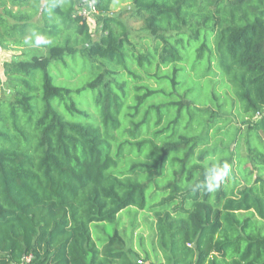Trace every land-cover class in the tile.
<instances>
[{
	"label": "trees",
	"instance_id": "16d2710c",
	"mask_svg": "<svg viewBox=\"0 0 264 264\" xmlns=\"http://www.w3.org/2000/svg\"><path fill=\"white\" fill-rule=\"evenodd\" d=\"M112 1L96 40L76 0H0V45L50 54L0 81V264H147L93 238L128 207L153 215L157 264H264V0H131L144 49ZM213 162L232 171L209 193Z\"/></svg>",
	"mask_w": 264,
	"mask_h": 264
},
{
	"label": "rangeland",
	"instance_id": "374dc122",
	"mask_svg": "<svg viewBox=\"0 0 264 264\" xmlns=\"http://www.w3.org/2000/svg\"><path fill=\"white\" fill-rule=\"evenodd\" d=\"M0 10H2L1 7ZM110 14L118 16L126 23L130 31V41L136 44L137 48L144 49L143 47L148 45L150 41L147 38L150 37L152 39V36L149 34V31L143 28L144 15L136 10L131 0H113ZM104 17L105 14H97L89 23L93 32V38L96 40L103 33ZM35 21L40 24L39 18ZM34 51L50 55L46 48L35 49L30 47L18 48L3 46L0 49V81L4 97H8L9 89L11 88L9 79L5 73L6 69L16 62L28 61ZM80 76L77 75L76 78L80 79ZM231 118L237 128L246 130L255 120H258V117L253 120L249 119L244 121L236 116H231ZM255 220L264 233V219L255 216ZM91 228L93 238L98 244L114 235L117 231L125 239L127 248L136 253L138 259L146 261L147 264H157L163 261V254L158 243L155 219L146 210L137 207H128L119 213L114 223L95 222L91 224Z\"/></svg>",
	"mask_w": 264,
	"mask_h": 264
},
{
	"label": "clouds",
	"instance_id": "9594fccd",
	"mask_svg": "<svg viewBox=\"0 0 264 264\" xmlns=\"http://www.w3.org/2000/svg\"><path fill=\"white\" fill-rule=\"evenodd\" d=\"M48 11L51 10L48 9ZM34 36V40L30 39L25 42L33 46H40L47 43L41 36L35 34ZM231 171V165L227 162L222 164L213 162L207 165L205 169V179L200 187L204 188L209 193L219 190L224 181L230 176Z\"/></svg>",
	"mask_w": 264,
	"mask_h": 264
},
{
	"label": "built area",
	"instance_id": "2783aa9c",
	"mask_svg": "<svg viewBox=\"0 0 264 264\" xmlns=\"http://www.w3.org/2000/svg\"><path fill=\"white\" fill-rule=\"evenodd\" d=\"M97 2L98 0H76L75 14L83 17L88 23H90L91 20L100 13ZM0 49H2L1 45Z\"/></svg>",
	"mask_w": 264,
	"mask_h": 264
},
{
	"label": "crops",
	"instance_id": "0c3cea01",
	"mask_svg": "<svg viewBox=\"0 0 264 264\" xmlns=\"http://www.w3.org/2000/svg\"><path fill=\"white\" fill-rule=\"evenodd\" d=\"M99 14H100V13H99ZM99 14H98V15H99ZM2 47H3V46H2Z\"/></svg>",
	"mask_w": 264,
	"mask_h": 264
},
{
	"label": "water",
	"instance_id": "95a60500",
	"mask_svg": "<svg viewBox=\"0 0 264 264\" xmlns=\"http://www.w3.org/2000/svg\"><path fill=\"white\" fill-rule=\"evenodd\" d=\"M44 2V1H43Z\"/></svg>",
	"mask_w": 264,
	"mask_h": 264
}]
</instances>
